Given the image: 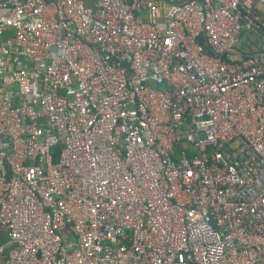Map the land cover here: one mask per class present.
<instances>
[{"label": "built area", "instance_id": "2783aa9c", "mask_svg": "<svg viewBox=\"0 0 264 264\" xmlns=\"http://www.w3.org/2000/svg\"><path fill=\"white\" fill-rule=\"evenodd\" d=\"M0 264H264V0H0Z\"/></svg>", "mask_w": 264, "mask_h": 264}, {"label": "trees", "instance_id": "16d2710c", "mask_svg": "<svg viewBox=\"0 0 264 264\" xmlns=\"http://www.w3.org/2000/svg\"><path fill=\"white\" fill-rule=\"evenodd\" d=\"M5 240V235L0 231V241Z\"/></svg>", "mask_w": 264, "mask_h": 264}]
</instances>
